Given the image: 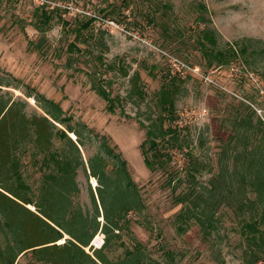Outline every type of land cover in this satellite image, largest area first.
Segmentation results:
<instances>
[{
    "label": "rangeland",
    "instance_id": "rangeland-1",
    "mask_svg": "<svg viewBox=\"0 0 264 264\" xmlns=\"http://www.w3.org/2000/svg\"><path fill=\"white\" fill-rule=\"evenodd\" d=\"M49 1L53 5L0 0V75L19 86L4 90L28 101L29 115L37 104L26 94H42L60 103L73 117V125L81 123L94 132H83L85 147L80 149L88 175L82 167L77 170L80 191L71 198L74 206L92 216L94 197L100 213V229L85 251L93 254L107 245L104 253L110 261L135 257L139 264H264V250L260 252L249 242L234 208L221 206L218 227L208 237L193 223L182 230L177 221L187 207L183 197L190 192L191 182L196 180V187L208 184L219 172L224 152L234 168L232 157L243 149L234 130L235 118H247L252 125L258 119L264 121V0ZM68 3L84 13L66 9ZM201 5L207 8L208 24L197 22L203 14ZM44 13L50 16L47 23ZM91 19L94 22L87 28ZM205 27L220 35L222 46L248 43L249 51H255L247 57L248 63L240 58L228 67L208 68L196 46V36ZM173 58L196 64L215 83H205L197 75L177 74ZM175 75L179 94L173 125L180 135V148L164 145L162 151L172 161L164 169L151 171L141 151L146 139L141 123L147 125L146 117L160 113L158 92ZM94 82L104 83L111 91L115 113L107 110V102L92 88ZM94 134L106 136L121 153L136 185V207L122 212L119 230L108 234L103 231L107 222L100 184L88 164L100 151ZM55 146L65 148L58 141ZM147 149L152 159L153 151ZM104 157L107 174L116 180V160ZM24 163L26 182L37 200L45 170L33 163L30 154ZM196 163L198 171L193 170ZM3 241L0 235L1 245ZM64 243V239L57 242ZM16 264L43 261L29 250Z\"/></svg>",
    "mask_w": 264,
    "mask_h": 264
},
{
    "label": "trees",
    "instance_id": "trees-1",
    "mask_svg": "<svg viewBox=\"0 0 264 264\" xmlns=\"http://www.w3.org/2000/svg\"><path fill=\"white\" fill-rule=\"evenodd\" d=\"M201 11L203 14L197 22L210 23L206 6L201 5ZM43 16L45 23L50 21L46 13ZM89 22L87 28L94 19ZM196 37V46L212 70L228 67L240 58L248 63L247 57L255 52L249 51L248 43L239 47L229 43L222 46L220 35L209 27L202 29ZM70 46L76 49V46ZM177 78V75L170 76L158 92L160 113L156 117H146L147 125L141 123L146 129L141 151L144 163L151 171L155 167L164 169L168 161H172L170 155H164V145L180 148V135L173 125L177 120ZM4 87L18 89L19 86L15 87L0 75V235L4 239V245L0 244V264H16L18 258L29 250L43 264H139L135 257L110 261L104 253L107 245L94 250L93 254L85 251L100 229V213L94 197L95 213L92 216L84 213L80 206H74L71 198L80 191L76 182L77 170L82 167L88 173L80 149L85 147L83 132L93 134V130L81 123L73 125V117L67 115L61 104L42 94H26L37 104V110L29 115L28 101L15 97ZM92 88L107 102V110L115 113L116 99L104 83L94 82ZM137 92L142 94L139 89ZM141 117L137 115L138 119ZM233 126L238 142L243 144L242 151L232 157L234 168L224 152L220 170L208 184L196 187V180L191 182L190 192L183 197L187 207L177 218L178 226L184 230L193 223L205 236H211L218 227L217 213L226 205L237 211L249 242L261 252L264 250V121L258 119L252 125L249 119L237 117ZM69 134L77 139L73 140ZM93 138L100 141V151L89 158L88 164L91 175L100 184L99 196L107 222L103 231L108 234L114 229L119 230L122 212L136 207V185L126 160L116 147L111 146L107 137L99 138L94 134ZM57 141L65 148L57 149ZM146 147L147 151H153L152 159L147 157ZM29 154L33 163L45 170L37 200L33 199L32 188L24 174V159ZM105 155L117 162L116 180L106 172ZM193 170L198 171L197 163ZM63 239L65 243L58 245L57 242Z\"/></svg>",
    "mask_w": 264,
    "mask_h": 264
},
{
    "label": "built area",
    "instance_id": "built-area-1",
    "mask_svg": "<svg viewBox=\"0 0 264 264\" xmlns=\"http://www.w3.org/2000/svg\"><path fill=\"white\" fill-rule=\"evenodd\" d=\"M34 2L36 4H38L39 6H48L49 4L53 5V3L50 2L49 0H34ZM64 7L66 9H69L72 11L84 13V11H82V10L80 11V9L78 7H74L70 3H68ZM86 14L93 17V15H91V13H86ZM94 18L100 19L97 16H94ZM100 20H102V19H100ZM105 22L111 23L113 26H115L114 22H109L107 20ZM171 62H172V66L175 67L174 72H176V70H177V74L179 73V74L184 75V76H186L187 74L197 75V76H200L202 78V81H204L205 83H208L210 85L215 83L208 75L203 74L199 67H196V66L192 67V66L188 65L187 63H185V62H183L177 58H173V60Z\"/></svg>",
    "mask_w": 264,
    "mask_h": 264
},
{
    "label": "water",
    "instance_id": "water-1",
    "mask_svg": "<svg viewBox=\"0 0 264 264\" xmlns=\"http://www.w3.org/2000/svg\"><path fill=\"white\" fill-rule=\"evenodd\" d=\"M58 125V124H57ZM59 126V125H58Z\"/></svg>",
    "mask_w": 264,
    "mask_h": 264
}]
</instances>
